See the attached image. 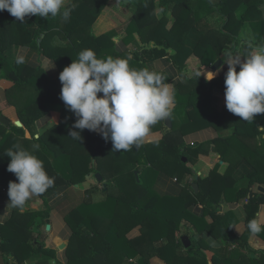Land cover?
<instances>
[{
  "label": "trees",
  "instance_id": "obj_1",
  "mask_svg": "<svg viewBox=\"0 0 264 264\" xmlns=\"http://www.w3.org/2000/svg\"><path fill=\"white\" fill-rule=\"evenodd\" d=\"M108 2L70 0L68 5L75 7L67 21L59 16L49 15L45 19L32 15L20 23L6 10L0 11V83H10L6 89L7 104L15 107L23 129L32 132L34 123L48 112L49 101L63 102L41 67L17 64L14 51L19 46L31 48L41 56L56 60L62 64L61 68L76 60L85 48L93 49L101 58H128L114 51L111 35L94 38L92 34V26ZM154 2L138 0L135 3L136 10L126 34L131 37L136 32L146 47L152 43L159 48L156 53L174 51L169 58L184 76V84L174 86L171 128L165 127L164 120L151 128L162 131L161 140L143 143L139 149L133 146L130 151H114L111 141L95 132L90 133V138L87 135L86 140L75 142L69 136L73 128L55 126L37 138L34 134L30 141L24 138L23 129L0 123V187L8 186L9 181L18 182L6 170L9 157L5 155L16 144L42 160L47 174L54 177L52 186L35 195L41 200V209L14 211L0 225V254L10 257L9 264H60L55 251L44 245L42 229L50 224L46 195L60 186L83 184L88 176L95 174L105 184V187L98 184L101 200L94 199L97 189L91 188L83 201L63 215L71 231L66 264H152L153 258L164 264H264V251L248 247L247 240L252 235L247 229L249 220L245 233L237 237L227 214L221 215L218 211L221 203L246 199L250 188L264 187V130L257 128L264 126V114H257L252 122L241 120L224 104L216 109L217 96L225 101L227 70L217 73L210 81L207 75L197 74L210 69L217 60H222L224 65L228 53L246 57L254 47L264 45L261 13L264 0H164L166 11L174 16L170 28L166 17L156 19ZM199 21L203 23L200 28ZM67 39L73 45H57L58 40ZM128 60L130 65L136 64L135 60ZM188 61L190 65L195 61L193 70ZM16 97L22 99L20 106L13 104ZM179 109L182 114H178ZM208 127L217 131L231 128L233 132L228 137H217L194 147L184 145V136ZM210 152L219 154V161L228 163L226 170L220 174V164L205 159L211 164L210 174L207 178L195 179L189 164ZM240 165L248 169L234 174ZM160 174L176 176L184 184L178 196H162L154 191ZM193 184L197 185L196 194ZM262 204L264 193L250 194L246 204L250 220ZM198 205L203 207L200 216L190 211ZM207 215L210 223L205 220ZM137 227L139 236L128 238ZM190 230L210 233L225 248L213 252L208 260L205 252L210 247L195 241ZM255 235L264 241V231ZM182 236L190 240L186 249L181 243ZM230 245L234 249L228 251Z\"/></svg>",
  "mask_w": 264,
  "mask_h": 264
},
{
  "label": "clouds",
  "instance_id": "obj_2",
  "mask_svg": "<svg viewBox=\"0 0 264 264\" xmlns=\"http://www.w3.org/2000/svg\"><path fill=\"white\" fill-rule=\"evenodd\" d=\"M74 7V4L66 6L65 0H0V11L6 10L20 23L32 15L45 19L49 15L59 16L67 21ZM28 52L26 47L19 46L15 62L26 63ZM44 63L53 65V61ZM224 63L226 108L241 120L253 122L257 114H264V45L254 47L246 57L228 53ZM218 71H208L206 79L212 80ZM58 79L62 85L59 98L76 117L72 128L79 130L70 129L69 136L80 141L81 131L87 129L110 140L114 151H130L133 146L139 149L152 126L170 117L175 102L172 83H167L159 72L146 67L133 68L128 58L98 57L91 48L81 50ZM257 128L264 130V126ZM5 155L9 157L6 170L18 181L8 183L7 206L21 209L31 197L54 184V177L47 174L43 161L21 145H13ZM3 218L0 216V220ZM247 229L253 235L264 231L256 219L247 222Z\"/></svg>",
  "mask_w": 264,
  "mask_h": 264
},
{
  "label": "crops",
  "instance_id": "obj_3",
  "mask_svg": "<svg viewBox=\"0 0 264 264\" xmlns=\"http://www.w3.org/2000/svg\"><path fill=\"white\" fill-rule=\"evenodd\" d=\"M128 4L129 3L127 2V5ZM114 5L117 7L116 10L118 11V13L111 15L109 13H106L105 15L102 14L96 20V23H98L97 28L93 26L92 29V34L94 38H98L99 36L104 34L111 35L110 39L114 41V51L117 54L127 56L128 59L135 60L136 64L134 63V65H130L131 67L136 69L146 67L149 68L150 70L157 71L166 78L167 83H172L173 87L179 83L184 84L183 73L173 65L172 61L169 58V56L172 55L174 51L168 50L162 54L156 53V51H158L159 48H155L152 43L149 45V47H146L140 41L139 36L137 35L136 32H133L131 37L127 36L126 30L129 23L131 22V19L136 9L134 11L132 10L133 12H131L129 11V8H132L133 7L132 5H130V7H126V5L124 6L123 4L118 3L117 1L114 2ZM120 5L122 6V8L120 7ZM261 13H262V18L264 19V4L261 6ZM127 14H129V16H127ZM57 45L69 46L73 44L70 42L69 39H67L64 41L58 40ZM26 48L29 50V52L25 64H29L31 66H40L43 73L47 76L49 80L48 81L49 84H51L57 90V92H60L62 85L58 79V76L59 73L64 68V67L62 68L60 67L62 66V64L61 65L58 64L54 59L39 55V53H37L35 50L31 48L28 47ZM16 51L17 49L14 51V60L16 56ZM45 60L53 61V65L52 64L45 65L44 63ZM188 65L192 66L190 65V61H188ZM49 67L52 68L46 70V68ZM204 72L205 70L199 73L197 72V74L198 75L201 74L202 76H204ZM10 86H11L10 83L7 82L0 83L1 116L8 119L10 121V124H13L17 128L23 129V125L18 120L15 107L7 104L8 97H7L6 89H8ZM218 99L219 97L217 96L216 106L218 105ZM20 102H22V99L20 97H16L15 99H13V104L15 105L20 106ZM48 107H49L48 112L34 123L32 127V132L23 129L25 139L31 141L32 138L34 137L33 136L34 134H35V138H37L38 136H40L41 134L45 133L46 131H48L49 129L55 126L65 129L72 128V125L74 124L76 117L71 111L67 110L64 103L49 101ZM173 107L174 104L172 105L170 110H172ZM178 114H182V111L179 110ZM16 123H18V125H16ZM72 130L79 131L77 129H72ZM232 132L233 129L231 128H225L217 131L212 127H208L184 136L183 142L184 145L187 147H194L198 144L215 139L217 137H221V138L228 137L232 134ZM90 133H91L90 131L85 129L81 131V136L84 140H86L87 135L88 138H90ZM98 136L101 135L98 134ZM161 138H162V131L151 130L149 136H147L144 139L143 143L148 144V143L157 142L161 140ZM74 141L77 142V140ZM95 145H96V140L93 141V146ZM219 158H220L219 154L210 152L208 155L200 157L195 163L189 164V167L192 168L193 172L195 173V175L198 176V178L200 179L207 178L210 174L211 164L208 161H204V160L212 159L213 161L211 162H218L220 166L223 165L225 166L224 169H220L221 167L219 168V173L223 174L227 168L228 163H223L222 161H219ZM193 167H197V169L196 168L194 169ZM247 169L248 168L245 165H240L235 168L234 174L239 172L245 173L244 170ZM93 179L96 181L95 175L88 176L86 178V182L83 184L75 185V186H69V185L60 186L46 195V200L50 208V213H49L50 224L48 225L49 226L48 230H46V227L44 228L46 230L45 231L46 233L43 232L45 235L44 245L45 248L55 251L56 261L60 264H66L67 261L66 248L71 236V231L69 227L66 225L63 219V215L69 209H71L74 206H77L81 201H83V199L86 198L87 196V192L91 188L97 189L96 193L94 194V199L96 201H99L102 198V194L98 192L100 188L98 184L103 185L104 181H102L101 183H96L97 181L93 182ZM183 185H184L183 183L177 181L176 176L172 177V176H166L160 174L156 179L154 185V191L162 196L175 197L181 193L183 189ZM256 188L257 187L249 189L250 191L246 199H240L238 201L231 203L223 202L220 204L218 208V211L220 212L221 215L227 214V219L232 224V231L234 235H236L237 237H241L246 231V222L251 218L249 209L246 208V204H247V200L250 198V194L258 192ZM7 190H8V186L0 187V216L5 217L2 220H0V225L4 224L11 217L14 211L24 213L31 210H39L42 208L41 200L36 196L31 197L26 202L24 207L21 209H13L7 206L9 202ZM233 209L236 210L234 211ZM202 210L203 207L199 205L196 207H192L190 209L191 213L196 216L202 215ZM241 212L244 214L243 220L241 219ZM254 219L258 220V222H260L261 225H264V204L258 207V210H256L255 212ZM205 220L207 223H210L211 221L210 216L208 215L205 216ZM186 226L187 228L190 227L188 225ZM138 229L139 227L133 229L127 235L128 238L129 237L135 238L137 235H139ZM190 233L193 234L192 236L195 241L197 240L203 242L210 247V251L205 252L208 260L211 259L213 252L221 251L222 249L225 248V245L222 242L218 241L216 238H214L210 233L206 231L195 233L192 230H190ZM247 243H248V247H250L254 251H264V241L259 237H257L256 235L253 234L250 235L247 240ZM231 249H234V245H230L227 248L228 251H230ZM153 260L155 264H164L162 261H160L157 258H154ZM7 261L11 262L10 257H5L4 255L0 254V264H6Z\"/></svg>",
  "mask_w": 264,
  "mask_h": 264
},
{
  "label": "rangeland",
  "instance_id": "obj_4",
  "mask_svg": "<svg viewBox=\"0 0 264 264\" xmlns=\"http://www.w3.org/2000/svg\"><path fill=\"white\" fill-rule=\"evenodd\" d=\"M66 1H67V3H69V1L70 0H65V5H68L67 3H66ZM83 0H80V2H82ZM118 2V3H121V4H123L124 6L126 5V7H130V5H132L133 7L132 8H129V11H131V12H133L135 9H136V5H135V3L138 1V0H125L126 2L128 1V5L127 4H124L123 3V0H109V2H108V4H107V6H106V8L104 9V11H102V13L100 14V15H105L106 13H109L110 15L111 14H116V13H118V11L116 10L117 9V7L114 5V2ZM132 2V3H130V2ZM163 1L164 0H155V2H154V15H155V17H156V19L157 20H163L162 18H164V17H166L167 18V21H168V28H170V26H171V24H172V22H173V17L174 16H172V15H170L171 13L170 12H167L166 10H167V6L165 7L164 5H163ZM120 7L122 8V6L120 5ZM133 10V11H132ZM168 11H170V10H168ZM127 16H129V14H127ZM151 16V15H150ZM96 23V22H95ZM93 24V26H95V28H97V24L98 23H96V24ZM210 23V22H209ZM201 25H203V23H202V21H199L198 22V27L200 28L201 27ZM93 26H92V29H93ZM207 28H202V30L203 31H205ZM98 30V29H97ZM95 32H96V30H95ZM248 32H249V30H248ZM248 32L246 31V34H248ZM243 37V36H242ZM247 37H245L244 36V39H246ZM64 41V40H63ZM127 44V43H126ZM238 56V55H237ZM196 67V63H195V61H192V67H191V69L193 70V68H195ZM211 67V66H210ZM220 71H218L217 73H223L224 71H226L227 70V65L224 63V65H222L220 68ZM195 71V70H194ZM208 71H210V69L209 68H207L206 70H205V72H204V76H206L207 75V72ZM195 73V72H194ZM219 97V99H218V105L216 106V109H220L221 107V104H224L225 105V101H224V99H223V97H221V96H218ZM226 106V105H225ZM180 110V109H179ZM210 160H212V159H210ZM221 168L220 169H224V165L223 166H220ZM194 169L196 168L197 169V167H193ZM204 168V167H203ZM93 182H96L94 179H93ZM96 183H98V182H96ZM42 231L43 232H45L46 230L43 228L42 229ZM48 232V231H47ZM138 232H139V229H138ZM46 233V232H45ZM136 234H138V233H136ZM139 234H140V232H139ZM137 236H139V235H137ZM136 236V237H137ZM128 237V236H127ZM129 238H131V237H129ZM154 259V258H153ZM153 259H151V263L152 264H155L154 263V260ZM8 260V259H7ZM9 262L10 261H7V263L6 264H9ZM11 263V262H10Z\"/></svg>",
  "mask_w": 264,
  "mask_h": 264
},
{
  "label": "water",
  "instance_id": "obj_5",
  "mask_svg": "<svg viewBox=\"0 0 264 264\" xmlns=\"http://www.w3.org/2000/svg\"><path fill=\"white\" fill-rule=\"evenodd\" d=\"M127 2H128V1H127ZM127 2H126L125 0H123V3H124V4H127ZM42 37H43V36H41V38H39V39L37 40L38 47H39V45H40V42H41ZM222 64H223V61H222V60H217L214 64L211 65V67H210V71H213V72L217 71V69H219V68L222 66ZM0 123H1L3 126H8V125L10 124V121H9L8 119H6L5 117L1 116V117H0ZM17 124H18V123H17ZM164 125H165V127H167L168 129L171 128V122H170V119H169V118H166V119L164 120ZM182 161H183V162H186V159L183 158ZM134 175H135V177L137 178V172H135ZM95 179H96V181H97L98 183H101V182H102V178H101V176H100L99 174H95ZM195 179H198V176H197V175L195 176ZM103 186L105 187V184H103ZM192 188L194 189V193L196 194V193H197V185H196V184H193V185H192ZM256 189H257L258 192H260V193H264V188H262V187L259 186V187H257ZM48 229H49V226L47 225V226H46V230H48ZM181 243H182V245H183V247H184L185 249L188 248V247L190 246V241H189V239H188L186 236H182V237H181Z\"/></svg>",
  "mask_w": 264,
  "mask_h": 264
}]
</instances>
